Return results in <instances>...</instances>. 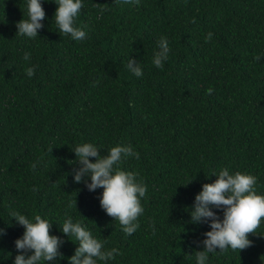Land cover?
<instances>
[{"label": "trees", "instance_id": "obj_1", "mask_svg": "<svg viewBox=\"0 0 264 264\" xmlns=\"http://www.w3.org/2000/svg\"><path fill=\"white\" fill-rule=\"evenodd\" d=\"M27 2L0 0V264L19 254L13 211L40 215L64 241L61 258L40 264H69L78 241L60 230L67 218L103 250L118 249L97 264H196L210 227L191 223L190 209L211 174L254 175L264 195V0H82V41L59 33L54 0H41L37 37L16 34ZM161 37L170 48L162 69L153 64ZM83 143L101 155L117 144L139 153L119 165L147 188L133 234L101 208L102 188L74 182L72 150ZM248 238L251 247L217 249L206 264H264V218Z\"/></svg>", "mask_w": 264, "mask_h": 264}, {"label": "clouds", "instance_id": "obj_2", "mask_svg": "<svg viewBox=\"0 0 264 264\" xmlns=\"http://www.w3.org/2000/svg\"><path fill=\"white\" fill-rule=\"evenodd\" d=\"M58 5L54 18L59 28V33L70 35L75 41H82L86 38V32L74 26V18L83 7L82 0H54ZM117 3L120 0H116ZM130 3L132 0H123ZM138 4L139 0H135ZM105 9H101L103 12ZM27 13L29 19H21L16 23L17 33L26 35L29 38L38 36V30L43 28L41 23L45 19V11L41 0H28ZM193 22H195L193 20ZM212 33L206 36V41H211ZM160 51L155 53L153 64L157 68H163V61L168 58L170 48L166 38L161 37L158 41ZM24 60L30 61L31 54L25 53ZM259 61L260 56L254 57ZM128 69L137 77L142 76V69L131 58L127 64ZM35 66L26 68V75L34 76ZM213 89H207L210 95ZM100 148L92 143H83L75 147V163L80 167L73 172L74 182H83L87 189L95 191L102 188V195L99 197L100 206L106 214L118 220L122 230L127 234H133L139 224L137 219L143 214L141 199L146 195V185L137 181V173L125 171L120 168L122 160L133 156L139 159V153L134 152L132 147L117 144L107 150L106 155L100 154ZM52 151V149H51ZM95 158L92 162L89 158ZM33 170L36 164L32 165ZM217 179L212 183L202 185V190L195 196L194 205L190 209L191 223H208L210 231L203 235L206 237L200 243L203 244L202 251H195L196 264H206L208 254L219 249L221 252L229 247L232 250H244L252 246L249 234H254L264 218V195L257 193L255 185L257 177L237 171L230 174L227 168L213 172ZM90 179V183H88ZM190 183V182H189ZM186 186V185H183ZM34 191L36 189H33ZM74 203L77 208V201ZM216 208L223 212L221 219ZM18 225L23 226L22 237L15 241V247L19 254L16 255L14 264H40L41 261L55 262L62 257L59 252L64 241L55 235H50L52 223L35 215L30 220L25 215L13 211L10 213ZM60 230L67 237L74 236L78 241L73 256L69 257V264H97V260L105 261L114 259V254H119L118 249L103 250L104 244L93 237L81 223H74L71 218L64 220ZM5 230L0 228V236ZM31 251V255L27 253Z\"/></svg>", "mask_w": 264, "mask_h": 264}]
</instances>
